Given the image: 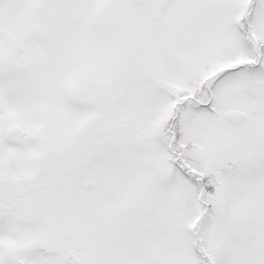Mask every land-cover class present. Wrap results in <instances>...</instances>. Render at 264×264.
<instances>
[{
  "label": "snow or ice",
  "instance_id": "obj_1",
  "mask_svg": "<svg viewBox=\"0 0 264 264\" xmlns=\"http://www.w3.org/2000/svg\"><path fill=\"white\" fill-rule=\"evenodd\" d=\"M0 264H264V0H0Z\"/></svg>",
  "mask_w": 264,
  "mask_h": 264
}]
</instances>
